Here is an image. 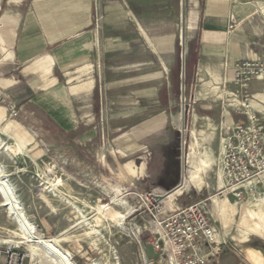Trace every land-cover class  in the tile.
Here are the masks:
<instances>
[{
	"label": "rangeland",
	"instance_id": "obj_1",
	"mask_svg": "<svg viewBox=\"0 0 264 264\" xmlns=\"http://www.w3.org/2000/svg\"><path fill=\"white\" fill-rule=\"evenodd\" d=\"M6 9L0 0L1 87L17 84L22 79L21 71L11 62L13 55L9 50L17 21L5 15ZM179 59L178 87L159 92L163 101L170 97L172 104L163 102L148 109L137 106L135 111L143 113L145 119L142 120L118 121L112 119L110 113L101 122L105 135L87 138L79 129L76 135L57 145L48 142L35 125L22 117L23 112L0 87V106L5 111V119L0 122V172L16 195L14 201L19 207L15 212L11 206H6L0 193V264H55L41 248L24 241L18 226V213L33 225L36 237L51 240L76 264H144V251L149 259L157 260L159 256L152 250L151 242L160 239L178 209L194 203H202L221 239L243 254L247 245L239 244L232 237L239 233L238 222L245 204L264 199V184L262 179L256 178L235 192L224 189L225 179L220 168L222 139L233 128L249 125L253 114L259 126L264 128V80L252 79L246 90L235 83L222 84L217 90L202 91L205 94L203 99L196 101V91L191 92L188 75L186 81L182 73L181 54ZM39 60L29 70L40 72L46 79L51 75L53 63L47 74L38 68ZM54 84L52 81L48 87ZM223 91L236 95L242 102L253 101L256 108L249 111L230 103L227 96L220 98L225 96ZM110 107L106 106L107 109ZM147 117L150 119L146 120ZM158 117L166 121L164 127L154 132L155 135L164 134L162 143L151 145L152 136L149 135L139 141L140 146L149 142L148 148L142 152L133 157L119 153L115 145L128 143L133 128L151 126L158 122L154 120ZM8 122L17 123L31 141L22 143L17 137L20 131L7 129ZM119 127L123 131L113 134ZM193 139L197 145V157L208 156L212 162L211 168L203 174L204 187L200 191L190 187L173 205H167L159 193L166 194L183 182L184 169H188L185 156ZM163 164L176 165L181 172V182L171 190H163V186L150 175L152 167L161 168ZM124 165L137 172L143 168L142 175L144 169L145 174L131 181ZM241 193L242 198L234 196ZM226 199L237 208L228 226L223 221L219 205H216ZM99 206H106L111 209L109 212L123 216L127 227L119 226L118 219H103ZM97 219L102 222L98 224ZM249 244L264 254V240L251 236Z\"/></svg>",
	"mask_w": 264,
	"mask_h": 264
},
{
	"label": "crops",
	"instance_id": "obj_2",
	"mask_svg": "<svg viewBox=\"0 0 264 264\" xmlns=\"http://www.w3.org/2000/svg\"><path fill=\"white\" fill-rule=\"evenodd\" d=\"M3 2L5 15L17 21L9 50L22 79L13 86H0L1 90L55 145L79 129L87 138L105 135L101 122L110 113L118 121L142 120L137 106L172 104L159 92L178 87L180 54L188 87L192 93L199 88L196 101L203 99L202 91L233 83L236 65L264 61V0ZM48 59L53 63L48 78L29 70L37 60ZM52 81L56 84L48 87ZM154 120L158 122L151 126L133 128L128 143L118 142L119 153L137 155L148 148L149 142L140 146L139 141L149 135L151 145L162 143L164 134L154 132L166 121ZM122 131L119 127L113 134ZM150 175L163 190L175 188L182 177L178 166L166 164L152 167ZM249 243L243 244L247 245L243 254L226 244L212 264H251L245 255L253 249Z\"/></svg>",
	"mask_w": 264,
	"mask_h": 264
},
{
	"label": "built area",
	"instance_id": "obj_3",
	"mask_svg": "<svg viewBox=\"0 0 264 264\" xmlns=\"http://www.w3.org/2000/svg\"><path fill=\"white\" fill-rule=\"evenodd\" d=\"M252 79L264 80V61L235 66L233 83L238 87L246 90ZM249 119V125L233 128L222 139L220 168L227 192H235L264 175V128L254 114ZM234 196L242 198V193ZM151 244L159 257L151 260L144 251V264H160L163 258V264H212L219 260L226 241L220 238L202 203H194L178 209L160 239Z\"/></svg>",
	"mask_w": 264,
	"mask_h": 264
},
{
	"label": "bare ground",
	"instance_id": "obj_4",
	"mask_svg": "<svg viewBox=\"0 0 264 264\" xmlns=\"http://www.w3.org/2000/svg\"><path fill=\"white\" fill-rule=\"evenodd\" d=\"M184 21V20H183ZM38 68L43 69L45 73L50 72V66H51V60L48 59L47 61H44L42 63L39 62ZM36 64V65H37ZM36 71V70H35ZM55 82V81H53ZM56 83V82H55ZM12 83H10V86ZM225 94V93H224ZM227 98H229L230 103H235L237 105L243 106L247 110H253L256 108V103L253 101H248V102H242L241 100L236 97V95L232 93H226ZM252 113H250L251 115ZM5 119V111L4 109L0 106V122ZM7 129L9 130H14L16 132L20 131V128L18 127L17 123L14 122H8L7 123ZM12 131V132H14ZM11 132V133H12ZM15 133V132H14ZM16 136V135H15ZM17 137L20 138V141L22 143L27 144L31 140L29 139V136L27 133L24 131H20L17 133ZM193 137V134H192ZM196 143L195 139L192 140L190 146H189V153L186 156V164L188 165V169L184 170V176H183V182L179 187L174 189L172 192L162 194L161 192L159 193V196H163L160 198H163V201L165 203L173 205L175 200L182 196L183 193L187 190H189L190 187L195 188L196 190H202L204 187V176L203 174L207 172L208 169L211 168L212 162L211 158L208 156H204V158L197 157V151H196ZM222 153H223V148H222ZM200 158V159H198ZM128 174H129V179L132 181L134 178L142 175L143 173V168L137 172L131 170L129 167L125 166L123 167ZM0 193L2 194L3 200L5 202L6 206H11L12 210H15V212L18 210L19 207H17L15 203V196L12 190L10 189V185H8L5 181V177L3 176V173L0 172ZM222 177V176H221ZM260 179L263 180L264 184V175L260 177ZM223 182V180H222ZM256 182V180H255ZM222 184V183H221ZM248 185V184H247ZM245 185V186H247ZM10 186V187H9ZM163 202V203H164ZM256 202V203H255ZM115 205V204H114ZM119 205V204H118ZM216 205H219V210L220 214L223 218V221L226 226L229 225V222L233 220L234 216L237 213V208L235 205H232L228 199L219 201L217 202ZM172 207V206H170ZM112 208V207H111ZM110 208H107L106 206H99L98 211L100 213V216L105 219V218H110L111 220H119L116 221V223L121 226V227H127L123 223L124 217L121 215H115L112 213ZM21 211V210H20ZM19 215V228L20 231L23 235V239L25 242L29 243L32 242L34 243L37 247L41 248L46 255H48L50 258L54 260L55 264H76L68 254L63 253L61 250L57 248V246L54 245V243L50 240H43L41 237H36L35 234V228L33 227L32 224H30L28 221L25 219H22L21 213H18ZM241 220L238 222L239 228V233L237 236H233L232 239L237 241L239 244H246L249 242L251 236L258 237L262 240H264V199L260 201H248L244 208L241 209ZM117 216V217H116ZM98 220V224H100L102 221L100 219ZM130 227V226H129ZM124 229V228H123ZM230 232L229 228L227 227L226 233L228 234ZM127 235V234H126ZM129 235V233H128ZM251 247V246H250ZM248 249V248H247ZM246 259L251 264H264V255L259 249H249L246 250Z\"/></svg>",
	"mask_w": 264,
	"mask_h": 264
},
{
	"label": "water",
	"instance_id": "obj_5",
	"mask_svg": "<svg viewBox=\"0 0 264 264\" xmlns=\"http://www.w3.org/2000/svg\"><path fill=\"white\" fill-rule=\"evenodd\" d=\"M183 158H184V156H183ZM180 185H181V184H179L177 187H179ZM177 187H176V188H177ZM176 188H175V189H176ZM172 191H173V190H172ZM172 191H169V192H172ZM169 192H168V193H169Z\"/></svg>",
	"mask_w": 264,
	"mask_h": 264
}]
</instances>
